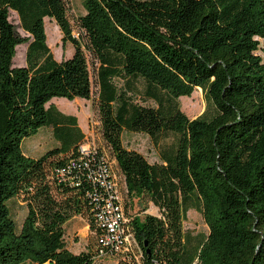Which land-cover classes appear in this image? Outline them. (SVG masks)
<instances>
[{
    "label": "trees",
    "instance_id": "1",
    "mask_svg": "<svg viewBox=\"0 0 264 264\" xmlns=\"http://www.w3.org/2000/svg\"><path fill=\"white\" fill-rule=\"evenodd\" d=\"M74 33L67 0H0V264H94L68 247L66 224L88 218L100 255L103 229L86 187L58 184L57 169L79 155L86 136L75 116L49 103L90 100L87 50L98 63L101 135L124 190L159 209L131 218L143 264H264V0H84ZM18 14L22 36L10 20ZM54 20L72 57L47 42ZM27 44L26 65L16 67ZM122 79V86L115 82ZM144 83L138 91L137 83ZM202 89L209 109L196 119L179 99ZM152 100L156 107L138 102ZM51 128L58 146L40 158L23 144ZM124 131L175 137L160 163L124 147ZM57 192L58 195L54 193ZM25 195L21 230L10 202ZM202 214L209 234L193 246L183 224ZM147 211V209H145ZM134 257L133 252L127 254ZM128 264V263H127Z\"/></svg>",
    "mask_w": 264,
    "mask_h": 264
},
{
    "label": "rangeland",
    "instance_id": "2",
    "mask_svg": "<svg viewBox=\"0 0 264 264\" xmlns=\"http://www.w3.org/2000/svg\"><path fill=\"white\" fill-rule=\"evenodd\" d=\"M83 1L84 0H67L69 6V16L75 34L78 33V20L85 13ZM10 20L16 25L19 33L22 36H28V34L25 33L21 28L19 16L16 12H10ZM54 24H56L55 21L50 18H46L45 29L48 45L50 46L56 60L61 61L63 59H68L72 57L74 47L70 42L63 45V35L59 27L58 30L56 29L57 24L56 26ZM256 40L259 42V47L258 50L255 51L254 55L259 56L264 60V39L256 38ZM26 49L27 44H23L17 48V54L14 58V64L16 67H23L26 65ZM85 53L87 55L88 64L92 75V98L87 101H84L83 99L70 101L64 98H56L55 100L51 101L49 105L54 104L62 113L76 116L86 136L84 143H86V145L96 143V145L101 147L109 155L112 161H115L111 149L106 146V143L101 135V124L98 112L99 87L97 84V69L99 65L87 50H85ZM115 82L121 86L123 84L122 79H116ZM137 85L138 91L144 89V83L139 82ZM137 100L140 104L146 106H157L152 100H144L140 97ZM179 103L181 110L191 120L200 117L206 111V109H209V118L215 114L213 111V106L210 104L208 105L202 89H197L191 97L180 98ZM40 138L43 139L45 143H49V146L46 147L47 150L52 149L50 147L52 145L54 146L55 141L53 140L51 129H44L41 132ZM27 140L30 141L31 139ZM122 142L125 148L141 153L150 163L153 164L161 162V151L171 148L175 143V137L171 134H163L159 136L157 140H154L149 135L144 133L124 131L122 134ZM25 149L26 145H24V151ZM114 169L121 178L120 184H122V187L124 188L123 177L119 172L116 161L114 163ZM54 194L58 195L57 192ZM123 197L126 213L130 219L135 217H143L144 214L156 216H159L160 214L158 208H156L153 204L147 205V203H145L139 197H135L130 201L125 190L123 191ZM24 198L25 195H21L10 202L11 214L13 219L16 221V229L18 231L21 230L23 221L27 214V205ZM145 209H147V211H145ZM90 226L91 225L88 218L81 216L79 219H76L73 223H71V225H69L67 228V236L70 240L69 243L74 244V242H80V245L74 247L76 252L89 249L95 256L94 264H143L142 251L137 246L132 251L135 255L134 257H129L127 254L123 255L124 253H121V251L114 252V255L109 254L107 256H97L95 253V235L91 231ZM183 228L185 235L190 238L191 244L193 246L198 245L199 242L209 234V228L205 223L202 214L193 209L188 211Z\"/></svg>",
    "mask_w": 264,
    "mask_h": 264
},
{
    "label": "built area",
    "instance_id": "3",
    "mask_svg": "<svg viewBox=\"0 0 264 264\" xmlns=\"http://www.w3.org/2000/svg\"><path fill=\"white\" fill-rule=\"evenodd\" d=\"M76 37H79L76 34ZM115 161L96 143L79 147V155L54 173L58 184L86 187L96 224L103 229L99 256L123 255L137 246L124 203V188L114 169Z\"/></svg>",
    "mask_w": 264,
    "mask_h": 264
},
{
    "label": "crops",
    "instance_id": "4",
    "mask_svg": "<svg viewBox=\"0 0 264 264\" xmlns=\"http://www.w3.org/2000/svg\"><path fill=\"white\" fill-rule=\"evenodd\" d=\"M46 21V19H45ZM54 21V20H53ZM56 26V24H54ZM56 29L58 30V26H56ZM58 34V33H57ZM56 43V42H54ZM50 47V46H49ZM74 53V52H73ZM73 55V54H72ZM55 100V99H53ZM52 100V101H53ZM85 101V99H83ZM80 101V100H78ZM87 101V100H86ZM69 115V114H67ZM72 115V114H70ZM74 116V115H72ZM76 117V116H75ZM78 119V118H77ZM78 123H79V120H78ZM79 127L81 128L80 126V123H79ZM45 129H51V128H45ZM44 129H42L36 136H34L33 138H31V140H26L23 144V151H24V145H26V149L24 151L25 155L28 156V157H31V158H40L41 156H43L46 152H48L49 150L46 149L47 146H49V143H45L43 139L40 138V135H41V132L43 131ZM52 130V129H51ZM82 130V128H81ZM83 132V130H82ZM84 133V132H83ZM52 136H53V140L55 141L54 143V146L52 145L50 148H54L55 146H58L59 143L56 141L55 137H54V134H53V130H52ZM29 141V142H28ZM38 153V155H37ZM156 216V215H155ZM26 217V216H25ZM79 217L81 216H78V217H74L72 220H70L67 224H66V233H67V228L69 227V225H71V223H73L76 219H79ZM67 241H68V247L71 251H73L74 253H81V252H76L74 250V247L77 246V245H80V242L79 243H75L74 244H70L69 243V238L67 236ZM86 249H84L83 251H85Z\"/></svg>",
    "mask_w": 264,
    "mask_h": 264
}]
</instances>
